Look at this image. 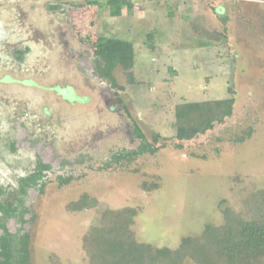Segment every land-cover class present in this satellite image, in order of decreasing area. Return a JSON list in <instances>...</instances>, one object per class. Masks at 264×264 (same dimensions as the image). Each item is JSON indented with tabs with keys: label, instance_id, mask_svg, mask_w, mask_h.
I'll return each instance as SVG.
<instances>
[{
	"label": "rangeland",
	"instance_id": "rangeland-1",
	"mask_svg": "<svg viewBox=\"0 0 264 264\" xmlns=\"http://www.w3.org/2000/svg\"><path fill=\"white\" fill-rule=\"evenodd\" d=\"M96 2L0 0V186L49 165L7 221L31 264H88L82 236L106 208L135 207L136 238L175 247L264 189V0ZM99 36L132 43L114 86L94 73ZM230 96L221 123L175 137L177 104ZM137 133L156 150L114 159ZM84 193L97 206L69 210Z\"/></svg>",
	"mask_w": 264,
	"mask_h": 264
},
{
	"label": "trees",
	"instance_id": "trees-1",
	"mask_svg": "<svg viewBox=\"0 0 264 264\" xmlns=\"http://www.w3.org/2000/svg\"><path fill=\"white\" fill-rule=\"evenodd\" d=\"M97 4L96 0H89ZM156 2L164 4L167 1ZM109 13L119 15L122 7L131 9L133 0H107ZM97 64L94 73L114 80L111 69L121 64L126 69L133 65L132 43L127 40L99 36L93 43ZM234 97L182 102L175 106V137L189 140L221 123L232 113ZM132 150L118 153L114 159L137 157L145 150L155 151L144 139ZM49 165L37 163L30 173L19 176L14 188L0 186V264H31L30 237L27 232H12L7 221L20 219L26 212L24 196L30 188H41ZM61 179V178H59ZM66 178L61 181L64 182ZM97 206V199L82 194L69 202L72 211ZM220 224L208 223L201 233L185 236L175 247L158 246L136 238L133 228L136 208L125 206L106 208L97 225H90L82 236V247L88 264H264V189L244 199L243 208L221 209ZM52 264H61L51 255Z\"/></svg>",
	"mask_w": 264,
	"mask_h": 264
},
{
	"label": "built area",
	"instance_id": "built-area-1",
	"mask_svg": "<svg viewBox=\"0 0 264 264\" xmlns=\"http://www.w3.org/2000/svg\"><path fill=\"white\" fill-rule=\"evenodd\" d=\"M158 1H168V0H158Z\"/></svg>",
	"mask_w": 264,
	"mask_h": 264
},
{
	"label": "crops",
	"instance_id": "crops-1",
	"mask_svg": "<svg viewBox=\"0 0 264 264\" xmlns=\"http://www.w3.org/2000/svg\"><path fill=\"white\" fill-rule=\"evenodd\" d=\"M169 1V0H168Z\"/></svg>",
	"mask_w": 264,
	"mask_h": 264
},
{
	"label": "flooded vegetation",
	"instance_id": "flooded-vegetation-1",
	"mask_svg": "<svg viewBox=\"0 0 264 264\" xmlns=\"http://www.w3.org/2000/svg\"><path fill=\"white\" fill-rule=\"evenodd\" d=\"M67 88V87H66Z\"/></svg>",
	"mask_w": 264,
	"mask_h": 264
}]
</instances>
